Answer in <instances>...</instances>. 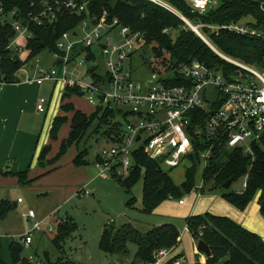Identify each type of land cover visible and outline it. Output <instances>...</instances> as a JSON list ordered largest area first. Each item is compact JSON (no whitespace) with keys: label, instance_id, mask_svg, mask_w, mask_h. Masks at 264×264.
Wrapping results in <instances>:
<instances>
[{"label":"trees","instance_id":"obj_1","mask_svg":"<svg viewBox=\"0 0 264 264\" xmlns=\"http://www.w3.org/2000/svg\"><path fill=\"white\" fill-rule=\"evenodd\" d=\"M69 0H2L3 15L8 16L5 22L0 23V79L7 83H17L18 70L26 63L32 61L45 50H56V43L60 36L67 30H72L89 15L101 14L107 10L111 17H117L123 26H128L133 33L140 35V47L150 50L151 58H145L146 64L153 70L170 71L179 69L180 65L198 59L210 67L231 72L235 66L221 57L201 36H199L180 16L154 4L148 0H75L79 3L86 2L87 7L83 12H74L63 7ZM171 4L188 18L191 22H201L204 25H222L231 22H243L246 17L254 21L246 22L258 29H264V13L260 9L262 0H217L218 6L200 14L194 12L187 0H170ZM60 2L62 8L57 11V19L50 22L47 19L43 25L32 20V15L40 12L43 3ZM17 11L23 22L30 24L33 37L25 40L24 53L14 58L8 45L16 35L11 27L10 14ZM208 40L223 54L241 60L244 63L264 66V39L240 36L229 31L212 33L207 26L201 28ZM177 31V33H175ZM149 57V56H147ZM96 75V74H95ZM176 83H182V78H174ZM81 88L74 84L65 87L62 94V113L55 117L50 138L56 141L63 125L71 114V130L69 135L60 142L59 151L55 160H60L73 146H78L92 125L97 122L96 133H100V126H104L102 135L110 138L119 134L123 122L114 123L116 110L95 108L94 112L87 114L76 109L71 102L73 95H82ZM96 124V123H95ZM198 150L210 148L212 156L208 165L203 170V182L212 183L211 191L222 189L221 196L238 209H244L261 191L259 204L264 214V135L253 144V155L245 154L243 149L229 148L223 138H211L207 134L202 139L194 138ZM43 148L39 156V167L45 169L41 175L48 174L54 169H46L42 161ZM88 153V151H87ZM77 150L74 157L75 165H85L84 158L87 154ZM199 156V155H198ZM185 174V180L177 184L172 176L166 172L158 160L152 159L138 149L135 153L134 164L130 174L117 176L128 191H131L139 180H143L142 211L151 213L162 202L169 198H180L185 193L191 192L196 187L197 162ZM0 175L14 176L18 185L30 186L37 176H33L30 169L21 172L0 169ZM38 175V176H41ZM112 175V176H113ZM245 177L247 186L241 192L223 189V184L233 178L235 180ZM232 182V183H233ZM232 185V184H231ZM132 199L129 203H132ZM11 204L7 199L0 202V217L4 218L11 211ZM195 239L204 240L211 249V255L206 256L205 262L197 264H264V239L256 232L247 229L228 216L216 215L210 212L191 215L185 220ZM105 225L100 249L107 254L128 255L129 244L136 245L137 262L140 264L154 263V255L160 249H173L180 243L181 232L174 223H165L153 226L147 230H140L131 222H125L120 227L113 224ZM73 227L58 226V233L53 242L58 248H63ZM200 233H202L200 235ZM24 244L12 239L10 243L11 258L14 263L32 264L22 256ZM198 250V249H197ZM201 253L205 254L203 251ZM60 262H55L44 257V264H68L61 256ZM178 258L174 256L173 259ZM0 264H6L2 257V244L0 239ZM170 264V262H169Z\"/></svg>","mask_w":264,"mask_h":264},{"label":"built area","instance_id":"obj_2","mask_svg":"<svg viewBox=\"0 0 264 264\" xmlns=\"http://www.w3.org/2000/svg\"><path fill=\"white\" fill-rule=\"evenodd\" d=\"M148 1L180 16L235 69L225 72L194 59L170 71L153 70L146 64L150 70L149 78H138L127 62L141 41L140 35L104 10L101 14L87 16L76 28L60 36L56 50H47L53 57L50 67H43L44 60L38 55L24 64L17 76L23 71L27 75V82L38 85L46 81L61 83L65 87L74 84L84 90L86 100L94 109L117 111L114 123L123 122L122 129L118 135L113 134L108 138L111 141L109 147L102 148L96 154L100 161L95 166L102 177L129 175L135 153L140 148L147 156L158 160L162 168L181 165L191 168L198 155L201 167L205 168L212 150H198L194 140L202 139L204 134L211 138H223L229 148H240L245 154L253 155V144L264 135V67L257 68L223 54L208 40L201 28L207 26L212 33L229 31L262 39L264 29L246 22L222 25L191 22L170 0ZM187 1L193 11L200 14L219 4L217 0ZM63 7L80 13L86 10L87 3L69 0L63 3ZM61 8L60 2H45L40 12L31 18L39 25L45 23L44 19L53 22ZM260 9L264 13V0L260 1ZM2 13L0 5V23L8 19L6 15L1 17ZM17 15V11H13L8 20L16 32L8 45L12 58L24 53L22 40L33 37L29 22H23ZM95 46L101 51L106 66L104 73L97 72L96 66L89 64L96 60ZM173 77L182 78V83H176ZM6 84L5 80L0 79V91ZM46 108L47 99L40 97L38 111L45 112ZM203 186L204 182L199 188L202 190ZM246 186L247 180L243 183V187ZM87 192L84 187L78 190L82 197ZM180 203L184 201L180 200ZM27 216L33 221V226L22 236L21 242L29 247L33 241V231L42 228V221H36L34 210H29ZM185 229L189 231L187 225ZM173 257L172 249L163 248L155 253L154 263L145 264H185L183 257L171 261ZM39 264L44 263L39 261Z\"/></svg>","mask_w":264,"mask_h":264},{"label":"rangeland","instance_id":"obj_3","mask_svg":"<svg viewBox=\"0 0 264 264\" xmlns=\"http://www.w3.org/2000/svg\"><path fill=\"white\" fill-rule=\"evenodd\" d=\"M252 20L253 18L249 16L242 21L250 22ZM24 41L22 40V43ZM94 48L96 49V60L89 64L96 66L97 72L104 73L106 66L101 51L98 46ZM40 56L44 60L43 67H50L53 64V57L47 50ZM145 58H151L150 50L140 47L138 44L127 63L136 73V77L148 79L150 70L146 65ZM255 67L263 68L264 66ZM32 74L33 72L30 73V75ZM18 77L19 81L27 79V75L23 71L19 72ZM54 84L51 81H46L40 85L39 89H34L30 94L31 100H37L40 97L47 99V112H40L37 115L39 121L45 120L47 114L50 115L52 110H55L56 114L60 111L64 85L56 84L53 90ZM30 87L27 85L28 91H25V96ZM70 100L76 109L87 114L94 112V107L86 100L85 93L73 95ZM68 116L69 119L59 132V138L54 141L55 143L49 142L43 152L42 161L47 165L46 169L56 168V170L37 176L30 186L0 183V202L4 198L12 206L6 217H0L2 257L6 264H21L13 262L10 243L13 238L21 241L22 236L32 228L33 221L27 216L29 210L36 212V221H42V228L33 231V241L29 247L24 246L22 253V256L32 264H39V261H43L46 251L50 252L53 261L60 262V258L63 256L65 259L62 260L68 261V264H140L135 256L137 250L135 244H129L130 253L126 256L107 254L100 249L101 236L108 223L120 227L125 222H131L140 230H147L151 226H161L165 223H174L182 231L186 226V218L191 215L210 212L228 217L232 213L234 216L242 217L243 213L249 212V218L262 227L258 228L260 232L255 228L252 230L264 235V214L258 207L261 191L244 209H238L221 196L222 189L211 191L212 183H206L203 191L199 188L203 182L204 169L199 162L196 163V188L180 198L165 200L151 213L142 211L143 180H139L135 187L128 191L120 184V178L114 177V175H109L106 178L99 175L95 164L100 161V158L96 157V154L102 148L109 147L111 141L102 135L103 125L100 126V133H96L97 122L92 125L78 146L70 148L60 160H55L60 142L69 135L71 130V114ZM78 149L86 153L88 151L84 158L85 165L79 167L73 161ZM163 169L172 176L177 184H181L185 180L189 166L181 165L176 168L164 167ZM245 180V177H241L235 180L229 189L225 190L241 192L244 189ZM82 187L88 191L84 193L83 197L78 193ZM19 197L22 198L21 201H18ZM132 199L134 201L129 203ZM180 200H183L184 203L181 204ZM251 208H257V213H254V209ZM59 225H65L67 228L73 227L70 235L62 244L63 248H58L53 242ZM188 232L193 237L191 230ZM194 242L195 246L189 240L188 235H185L181 245L185 264H197L199 259L205 256L199 250H197L199 252L197 255L195 248H197L198 240L194 238Z\"/></svg>","mask_w":264,"mask_h":264},{"label":"crops","instance_id":"obj_4","mask_svg":"<svg viewBox=\"0 0 264 264\" xmlns=\"http://www.w3.org/2000/svg\"><path fill=\"white\" fill-rule=\"evenodd\" d=\"M252 21H254V19ZM27 85L31 86V89L29 88V92L25 96V91H28ZM55 85L56 83L53 85V90ZM39 87L40 85L35 82L22 80L17 83H7L0 91V169L2 170L21 172L30 169L35 177L41 175L43 171H45V169L43 170L38 166V159L41 151L46 145H48L49 142L55 143L50 138V130L55 117L61 114L62 111L60 108V111L56 114V111L52 110L50 111V115L49 113L47 114L45 120L39 121L37 118V115L40 113L37 109V102L39 98L37 100H31L30 97L32 91H34V89H39ZM64 90L65 86L63 92ZM28 94L29 97L27 98ZM47 109L48 108H46V110ZM10 179H12V181H9ZM3 182L18 185L17 178L11 175H0V183ZM258 207L260 208L259 202ZM251 209H254V213H257V208ZM229 217L251 231H254L252 228H255V230L260 232L258 228H260L261 225L253 221L252 218H249V212L243 213L242 217H237L230 213ZM183 230L181 231L180 229V243L177 247L172 249V253L173 256L183 257L185 259L183 251H181V245L185 235H188L189 240L194 244V246L195 242L188 230L185 228ZM258 234L264 239V235L262 233ZM195 251L198 255L199 252L197 251V248H195ZM202 255L204 254L202 253ZM199 256L198 259L200 258ZM205 261L206 255L202 256L198 262L203 263Z\"/></svg>","mask_w":264,"mask_h":264},{"label":"water","instance_id":"obj_5","mask_svg":"<svg viewBox=\"0 0 264 264\" xmlns=\"http://www.w3.org/2000/svg\"><path fill=\"white\" fill-rule=\"evenodd\" d=\"M130 55H131V54H130ZM175 74L178 75V72L176 71ZM81 92L83 93L84 90H81ZM139 139H140V136L137 137V140H139ZM232 182H233V178H230L229 180H227V181L223 184V188H224V189H229L230 186H231V184H232ZM197 249H198L199 251H203V252L205 253L206 256H210V255H211V249H210V247H209L208 244H207L204 240H202V239L199 240V241L197 242ZM44 256H45L46 259H50V252H49V251H46V252L44 253Z\"/></svg>","mask_w":264,"mask_h":264},{"label":"clouds","instance_id":"obj_6","mask_svg":"<svg viewBox=\"0 0 264 264\" xmlns=\"http://www.w3.org/2000/svg\"><path fill=\"white\" fill-rule=\"evenodd\" d=\"M200 6H201V7H203V5H202V4H201ZM10 46H11V45H10Z\"/></svg>","mask_w":264,"mask_h":264}]
</instances>
